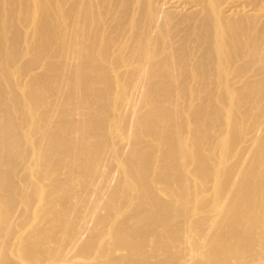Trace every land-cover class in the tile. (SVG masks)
Returning <instances> with one entry per match:
<instances>
[{"label": "bare ground", "instance_id": "bare-ground-1", "mask_svg": "<svg viewBox=\"0 0 264 264\" xmlns=\"http://www.w3.org/2000/svg\"><path fill=\"white\" fill-rule=\"evenodd\" d=\"M0 264H264V0H0Z\"/></svg>", "mask_w": 264, "mask_h": 264}]
</instances>
